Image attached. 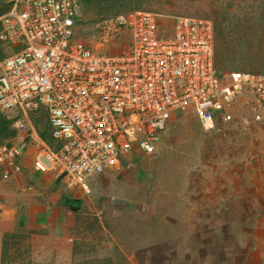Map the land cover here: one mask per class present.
<instances>
[{
    "label": "built area",
    "instance_id": "built-area-1",
    "mask_svg": "<svg viewBox=\"0 0 264 264\" xmlns=\"http://www.w3.org/2000/svg\"><path fill=\"white\" fill-rule=\"evenodd\" d=\"M5 2L0 116L16 134L0 138L3 178L34 145L35 169L46 171V159L66 188L89 192L92 177L121 171L133 151L155 153L176 113L194 112L212 130L242 108L264 128V72L220 68L210 19L120 11L95 21L90 43L77 32L76 0Z\"/></svg>",
    "mask_w": 264,
    "mask_h": 264
},
{
    "label": "rangeland",
    "instance_id": "rangeland-1",
    "mask_svg": "<svg viewBox=\"0 0 264 264\" xmlns=\"http://www.w3.org/2000/svg\"><path fill=\"white\" fill-rule=\"evenodd\" d=\"M76 1L80 11L77 32L90 43L95 21L120 11L187 14L212 20L214 28L220 16L232 27L230 44L241 47L238 61L223 69L264 72V53L257 50L264 40V0ZM252 43L256 51L249 63L247 46ZM216 44L215 34V53ZM34 124L47 128L43 113L34 116ZM7 136L6 141L14 137L12 133ZM130 156L121 171L92 177L89 192L60 184L75 203L71 234L77 260L91 264H264V128L242 108L235 122L212 130H205L194 112L173 114L155 153L135 150ZM240 177L245 192L242 210L229 209L231 205L225 202L211 204L212 210L188 209L194 193L235 192L241 187ZM125 214H133L138 226L132 217L113 220ZM19 233L1 264H50L35 257L31 234Z\"/></svg>",
    "mask_w": 264,
    "mask_h": 264
},
{
    "label": "crops",
    "instance_id": "crops-1",
    "mask_svg": "<svg viewBox=\"0 0 264 264\" xmlns=\"http://www.w3.org/2000/svg\"><path fill=\"white\" fill-rule=\"evenodd\" d=\"M35 147L29 145L20 158L21 171H13L9 178L2 177L0 166V264L5 253V235L29 232L35 249V257L50 264H91L76 259L74 237L71 234L73 208L63 202L66 194L62 182L55 188L59 177L55 166L45 162L46 171L34 167ZM240 174V173H239ZM238 179V172L233 174ZM235 192L217 195L204 191L189 198V210H212L211 204L227 203L229 209L244 208L243 179ZM198 185V184H196ZM28 187L25 189V187ZM204 186H210L204 183ZM229 195V196H228Z\"/></svg>",
    "mask_w": 264,
    "mask_h": 264
},
{
    "label": "trees",
    "instance_id": "trees-1",
    "mask_svg": "<svg viewBox=\"0 0 264 264\" xmlns=\"http://www.w3.org/2000/svg\"><path fill=\"white\" fill-rule=\"evenodd\" d=\"M8 7H9V5L5 1L0 5V16L7 11ZM263 27H264V24H263ZM231 30H232V27L227 26V24H225V22L223 21L222 17L217 16L216 26H215V34H216V39H217L215 55H216V63L220 68L227 67V66L233 64V62L238 61L237 56L240 53L239 51H240L241 47L237 44L236 45L230 44V42L228 40V34L231 32ZM263 37H264V32H263ZM253 46H254L253 43H252V46H247L248 50H250L249 53L251 54V57H248L249 63H251L252 59L254 60L253 56H254V53L256 50L252 49ZM259 49L262 51V53H264V40H262L257 45V50H259ZM4 54L5 53L0 49V57H2ZM245 66L246 65H241L240 67L246 68ZM236 67H239V66H236ZM36 127H37L41 137L43 139H45L46 141L52 143V138L50 137L48 126H47V128L41 129L39 127V125L36 124ZM9 133H12L13 136L16 134L15 131L13 129H11L10 122L7 121L6 119H4L2 116H0V138L2 140H5L8 137L7 135ZM60 181H61V178L58 177L55 181V185H56L55 188L60 186V184H61ZM63 202L66 205H69L71 207L75 206L74 200H72V198H70L66 194L63 196ZM126 217H132L131 219H132L133 225L135 227L138 226L133 222V214H125L123 216L113 217V220L115 222L123 221L124 219H126ZM110 228H112V227L110 226ZM18 236H20L19 232L18 233H12L10 235H8V234L5 235V253H4L2 263H4L5 257L8 253L10 246L12 244H16L15 239H17ZM24 236H26V235L24 234ZM74 251L76 254V247H74Z\"/></svg>",
    "mask_w": 264,
    "mask_h": 264
}]
</instances>
